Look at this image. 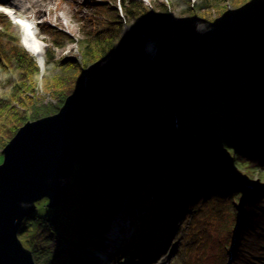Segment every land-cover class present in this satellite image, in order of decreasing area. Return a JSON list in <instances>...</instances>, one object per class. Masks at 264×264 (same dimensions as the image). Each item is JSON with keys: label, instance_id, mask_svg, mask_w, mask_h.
Instances as JSON below:
<instances>
[{"label": "trees", "instance_id": "trees-1", "mask_svg": "<svg viewBox=\"0 0 264 264\" xmlns=\"http://www.w3.org/2000/svg\"><path fill=\"white\" fill-rule=\"evenodd\" d=\"M198 2L197 8L205 9L208 6L206 2L213 1L198 0ZM167 3L170 5L185 4L181 0H167ZM122 8L126 14L135 13L139 19L143 17L142 10L146 12V8L140 5L124 4ZM236 12L237 10L235 15ZM108 18L111 21L106 31L86 33L83 44L84 52L88 57L98 52H106V54L114 52L118 46L129 44L131 37H142L152 30V26L149 24L146 26L145 22L140 21V30L132 34L127 31L130 27L124 20L115 16H108ZM237 18L241 22L234 25H229L227 20H223L220 35L229 37L242 35L240 26L244 20L239 16ZM261 22L255 19L251 21L252 24ZM9 26V22L5 23L0 31V38L6 39L4 31ZM218 28L221 29V27ZM164 33L167 38L161 44L167 43L170 50H176V46L187 43L189 45L207 38V35L192 33L186 35L181 32L175 34L170 30H164ZM199 36L201 37L196 39ZM69 38L70 42L74 41L72 37ZM7 39V41H13L15 37ZM161 49L163 50L164 47L161 46ZM4 54L5 50L1 44L0 59L3 57L7 59V55L4 56ZM23 58L27 60V63L22 68ZM29 60L32 61V58L24 50L23 52L17 50L12 55L9 64H3L0 67L1 72L3 75L7 72L6 77L10 78L11 73L17 74L24 70L27 72L28 69H32ZM62 64L63 61L55 59L52 64H49L48 71L56 72L69 68ZM34 66L35 71L31 70L29 73L38 75V68L35 64ZM19 73L16 79L20 76ZM82 83V78L71 77L67 80L64 76L56 86V89L61 88L64 91L59 96L60 105L65 97ZM254 83L257 84L252 79L221 75L204 88L193 90L186 98L173 95L171 99L164 101L160 117L147 129L132 137L118 135L115 140L96 151L85 163L79 165L77 171H74L58 206L49 208L44 205L23 220L18 237L32 251L35 263L55 264L57 257L63 255L69 259L71 264H77L74 237L85 230L84 224L87 225L86 230L93 232L91 222L87 223L85 218L87 216L91 218V215L96 219L100 218L104 208H98L100 205L97 200L100 199L106 203L104 196L113 191L119 193L118 200L132 193L133 186L147 168L143 169V165L151 159L154 164L149 170L153 171L152 168L158 170L161 179V183H157L154 187L166 192L173 203L178 202L181 205L187 203V198L190 199V193L181 185L180 176L172 173L173 169L185 174L196 173L204 179L214 181L201 183L203 185L207 183L206 189L194 193L207 192V195H204L206 198L203 199L202 206L195 213L194 226L193 224L192 226L195 227L202 222L205 215L201 213L214 216L205 224L203 223L202 233H198L197 230L193 231L201 234L198 235L195 244L196 252L200 253L199 264H264V195L249 192L248 198L242 200L240 207H237L234 213L227 212V207L226 210L224 207L219 208L221 204L226 205L239 198L240 194L235 193L237 189L241 190V194L242 190L246 191L244 185H247L250 179H246L244 175L258 172L259 176H264V111L256 114L252 106V99L256 96L260 98V103L264 104L261 102V99H264V86L259 85L261 88L257 89ZM20 85V83L15 84L11 88L12 95L16 96L15 91L18 95L22 92L19 89ZM32 87L31 84L30 88ZM24 93L26 91L20 96ZM28 94L31 93H26ZM0 98L4 102L0 107L1 120L9 114L11 97L4 94ZM57 109L58 107L51 108V114L56 113ZM42 111L44 112L43 109ZM42 117H44L42 114H38L32 119ZM12 120H18V118H11L9 121ZM24 123L19 119L14 122V125L12 123L9 131L2 132L0 129V148L6 145ZM189 141L196 143L214 157H220L226 150L231 155L232 172L226 173L221 168L197 162L183 143ZM187 156L188 160H186ZM236 168L237 171L233 173V169ZM115 175L117 177L119 175V180L120 177H124L123 187H120V183L114 178ZM230 181H235L236 185L233 184L231 187ZM170 192L176 196L170 195ZM197 218H200L198 223ZM216 224L222 225L223 233L221 234L220 231L214 236L212 231ZM50 234L58 236L61 239L60 243H63L62 246L69 245L70 248L66 249L63 246L62 251L57 247L60 246L59 244L55 247L51 246ZM232 244L235 248L231 251L232 258L229 260L225 253Z\"/></svg>", "mask_w": 264, "mask_h": 264}, {"label": "rangeland", "instance_id": "rangeland-1", "mask_svg": "<svg viewBox=\"0 0 264 264\" xmlns=\"http://www.w3.org/2000/svg\"><path fill=\"white\" fill-rule=\"evenodd\" d=\"M181 1L182 3H185L183 4L184 6L181 4L170 5L167 3V0H48L46 4L39 8V10L36 12H28L27 14L19 13V15L16 13L17 16L23 18L24 21H26H23V26H29V32H31L30 37L32 41H34V43L40 47L39 51L41 55L39 58L27 50L24 45V31L20 26L22 21H14L13 16H11V12H6V10L0 8V31L3 29L5 23L9 22L10 25L6 31H4V34H6V39L0 38V45L2 44V47L5 50L4 56L7 55V59L6 57L0 59V67H2L3 64L8 65L12 55L16 53L17 50L21 52L24 50L25 53H27L30 58H32V61L29 60V65L32 69H28L27 72H25V70L21 72L19 71L20 73H18L20 76L18 79H16L18 73H11L10 78L6 77L8 74L7 72H5L3 75L0 69V96L5 94L11 97L9 114L0 120L1 131H9L12 123L14 125V122L19 121V119L22 121V123H24L33 120V116H37L38 114H42L44 117H46L51 114V108H59V96L64 91H62L61 88H57V90L56 86L57 83L64 78V76L67 77V80L68 78L72 77L75 79L82 78L83 80L92 81L114 74L119 70L121 71L127 69L146 55L163 56L164 53L169 54L172 51L170 50V46L165 42L161 44L162 41L167 38L164 30H172V32L175 34L176 32H181L185 33L186 35L191 33L207 35V38H211L214 36H220V31L223 28L221 25L224 24L223 20H227L229 25L239 24L241 20L237 18L238 16L244 20L242 24L243 26H240L241 32H244L245 26H248L247 23H249L253 18H255V20H261V25L264 26V0H212L213 2L211 3L206 2L208 6L205 9L197 8L196 5L199 3L198 0ZM124 4L129 6L140 5L142 8H146V12L142 10V19H139L135 13L126 14L122 8V5ZM235 9L237 10L236 15ZM108 16H115L124 20V22L130 27L127 29V31L132 34L135 33V31L140 30V21L145 22L146 26L147 24L152 26V30L150 33L147 32L145 37H131L129 44L122 47L118 46L114 52L112 51L107 54L106 52H98L93 54V56L88 57L84 52L83 44L86 38V33L88 34L92 31H106L110 26L109 21H111ZM161 21L162 23H158ZM218 27H221V29ZM8 37H15V39L13 41H7ZM69 37H72L74 41L70 42ZM200 37L201 36L196 39H199ZM189 45L187 43L181 46H176L175 48L180 50ZM161 46L164 47L163 50L161 49ZM55 59L58 61H63L62 65L68 66L69 68L63 71L58 70L56 72L60 73L57 74L55 71H48L49 64H52ZM26 63L27 60L23 58L22 68ZM66 63L67 65H65ZM34 64L38 68V75H35V73H29L31 70L35 71ZM252 80L257 83H254L257 89L261 88L259 85L264 86L263 83L254 79ZM19 83L21 84L19 89L22 92L26 91V93H31L33 96L31 94L26 95V93L20 96L22 92L18 95L17 91H15L16 96L12 95L11 88H13L15 84ZM31 84L33 85L32 88H30ZM254 98L252 99V106L255 109L254 112L258 114L259 111H264V105L262 106L261 104L255 106ZM262 100L264 101V99ZM3 103L4 102L1 101L0 98V107L3 105ZM39 109H41V111ZM9 118H18V120L9 121ZM137 133L123 132L121 134L126 137H132ZM113 140H115V138ZM189 146L195 152L207 154L206 150L195 145L194 143H191ZM2 148H0V164L3 159L1 154ZM95 152L96 151L91 153L90 156H92V154ZM222 154L223 155L221 156L219 155L220 157H217L218 161H221V164L212 166L226 170V173H229L231 171L230 167L232 166L231 155L226 152V150L223 151ZM152 161L153 160L149 159L145 165H143V169L147 167L146 169H148V179L152 180V182L147 183L144 181H139V185H143L145 187L143 192H139L138 197L136 198L139 199V201L141 200V202H144L143 199H145V201L152 200V197L160 198L159 194L156 192H148L146 190L149 188L150 184L160 183L157 177L156 181L153 177L154 174L156 175L158 173V170H154V168H152L153 171L149 170L151 167H153L154 163ZM81 164L83 163H77L75 165L73 173L75 170H78V167ZM235 171H237V168L233 169V173ZM257 173L258 172L255 174L254 172L247 175L243 174L246 179H250L249 183L244 185L246 186V191L243 192L242 190L241 194V190L237 189L235 193L240 194L239 198L228 202L226 205L221 204L219 208L224 207L226 210L227 207V212L231 211L234 213L236 208L240 207L242 200L248 198V195L250 194L249 192H258L264 195V176H259ZM180 174L181 172L178 171L177 175L181 176ZM192 176L193 175H186V178L190 179ZM200 177L203 178L202 176ZM199 182L207 181H205L203 178L202 181ZM229 184L231 187L233 184L236 185L235 181H230ZM191 198L192 199H189V202L186 205L182 203L181 206H179L177 202L175 204L177 207L171 206L173 212L170 218V222H172L170 226L165 225V227L162 228L160 232L158 228H156L157 226H152V229L155 228L158 230L153 235V240L160 239L162 241V239L167 238V241L170 243V247L168 248L167 246V248L160 253L159 250H154V252L150 253L151 250L148 247H151V243L149 244L150 246L148 245V247L144 249L142 246V238H138V235H136L133 239L136 242L133 244L131 243L132 241L129 242L128 237L131 231L127 232V236L122 235V237L119 238V242L116 245L111 246V239L106 238L108 240H104L100 234L96 236L98 239L101 238L100 243H98L99 240L94 237L95 235L90 233V230H86V227L84 233L78 234L74 237V244H76L74 247L78 249L81 254L90 258L85 259L84 262L87 264H199L198 259L200 258V253L196 252L195 247V244L198 240V235L193 231L197 230L198 233H202L204 229L203 223L205 224L210 220V218H214V216H209L208 213H201V215H205L202 219V222L199 225L192 227L191 222L194 226L193 221L195 218V211L200 209L202 206L203 195H200L199 198L194 196H191ZM121 200V206H124L127 203V199L125 200V198H123ZM48 201L49 200L46 197L36 201L33 213L41 209V207L44 205L49 207L47 205ZM99 201L100 199H98L97 202ZM139 201L137 202V205H139ZM165 201L169 202V199L166 198ZM162 205L170 206L168 203H163ZM151 208V212H154L153 210L155 207L152 206ZM136 212L137 211L133 210L134 214L132 212L130 213L131 215L135 216ZM157 216H159L158 213ZM92 218L94 219L92 215L91 218L87 216L85 221L90 223L92 222ZM83 220L84 218L82 221ZM199 220L200 218H197L196 222H199ZM178 221L180 222L178 223ZM99 225L100 224H96V222L92 223V227L96 228L94 232H98L100 229ZM188 225H190L191 228L188 227ZM138 232L141 233L142 231ZM219 232L221 234L223 233V227L221 224H216L212 233L214 236H216L219 234ZM87 235L90 238H94V240L91 242L92 244L89 242L90 239L87 240ZM50 237L52 239V243L50 245L55 247L59 244L60 246H57L59 247L58 249L63 251L62 247L64 245L62 246L63 243H60L61 239L58 236H54L52 234H50ZM113 237L114 234H112V238ZM161 241L160 243H162ZM20 242L24 248L30 250L24 245V243H22L21 240ZM173 245L177 250L169 259L168 256L170 255V249ZM68 248H70L69 245ZM234 248L235 246L232 244L231 247L226 250L225 255L229 257V260L232 258L231 251ZM103 251L107 252L106 256L100 258ZM151 255L156 256L152 258ZM227 257L226 261L228 260ZM102 259H104V262H102ZM55 264H71V262L66 256L59 255L55 260Z\"/></svg>", "mask_w": 264, "mask_h": 264}, {"label": "water", "instance_id": "water-1", "mask_svg": "<svg viewBox=\"0 0 264 264\" xmlns=\"http://www.w3.org/2000/svg\"><path fill=\"white\" fill-rule=\"evenodd\" d=\"M251 21L238 37L206 38L163 56L146 55L114 74L83 80L56 113L20 126L1 150L0 264H35L18 238L35 202L46 197L49 207L57 206L77 163H85L123 132L147 129L158 120L165 100L185 98L220 75L264 84V26ZM259 99L255 106L262 104ZM183 143L199 163L221 164L207 151L192 150L194 142Z\"/></svg>", "mask_w": 264, "mask_h": 264}, {"label": "bare ground", "instance_id": "bare-ground-1", "mask_svg": "<svg viewBox=\"0 0 264 264\" xmlns=\"http://www.w3.org/2000/svg\"><path fill=\"white\" fill-rule=\"evenodd\" d=\"M19 1V3H15V4H13L12 6L16 9V13L18 14V12L17 11H20V12H22V13H24V14H27L29 11H31L30 9V7L29 8H26V7H21L19 4H20V2L21 1H23V0H18ZM25 1H27V0H25ZM29 1H32V0H29ZM36 1V0H35ZM37 2V1H36ZM47 2V1H46ZM39 6H43V5H40V4H38ZM32 6L33 7H35L36 6V4H32ZM27 10H29V11H27ZM13 13V12H12ZM16 13H14L13 15H14V19L15 20H20V21H22V23L20 24V26L22 27V29H23V31H24V34H23V39H24V45H25V47L27 48V50H29L30 52H32L34 55H36L38 58L40 57V55H41V53H40V47H38V45H36V43H34V41H32V39H31V37H30V34H31V32H29L30 31V28H29V26L28 27H25V26H23V21L24 20H22V19H18L17 17V15H16ZM24 22H26V21H24ZM40 60V59H39ZM257 97V96H256ZM254 98V101H256L257 99H259V98ZM256 99V100H255ZM261 101H263L262 99H261ZM264 102V101H263ZM52 115V114H51ZM111 142V141H110ZM98 150H100V149H98ZM93 155V154H92ZM183 158H185V157H183ZM189 159V157L187 156L186 157V160H188ZM172 173H177L176 172V170L175 169H173L172 170ZM181 176L180 177H182L183 176V174L181 173L180 174ZM153 177H156V175L154 174V176ZM210 177L212 178V176L210 175ZM114 178L115 179H117V181L119 182V175H118V177H117V175H115L114 176ZM198 178V179H197ZM181 179H183V181H185V182H192V181H196V183L197 182H199V181H202V179L203 178H201L200 176H195V175H193L192 176V179H186V178H184V177H182ZM205 181H207L208 183L209 182H214L212 179H204ZM226 182V181H225ZM111 196L113 195L114 197H115V199L114 198H111L110 199V201L107 203V206L105 207V211L104 212H108V217L110 218V217H114L115 215L117 216V214H118V208L122 205V203H121V199H120V201L118 200V197H120L119 196V193H116L115 191H113V192H111V194H110ZM98 201V200H97ZM143 201L144 202H141V204H144L145 203V199H143ZM161 201H164L163 200V198L161 197V199H160V202ZM158 204L156 203V205H152V206H157ZM121 208V210H122V206L120 207ZM132 208V207H131ZM99 209H100V207H99ZM98 209V210H99ZM101 214H103L102 212H101ZM134 214V213H133ZM120 219L122 218V217H119ZM132 218H136V217H134V215H131V219ZM115 219V218H114ZM114 219H112V220H114ZM132 220H134V219H132ZM92 221V220H91ZM92 223H93V221L91 222V225H92ZM118 225H119V223H118ZM83 233L85 232V230H83L82 231ZM91 233V232H90ZM92 235H93V233H91ZM108 234H110V231L109 230H107V231H105V234L104 235H108ZM88 236V235H87ZM110 236V235H109ZM151 236V235H150ZM150 236H148L147 238H146V240L145 241H151L152 242V237H150ZM108 238V237H107ZM151 238V240H148V239H150ZM90 239V243L94 240V238H90L89 236H88V239L87 240H89ZM109 239V238H108ZM108 239H106V238H104V240H108ZM92 244V243H91ZM149 245V244H148ZM148 245H147V247H148ZM150 246V245H149ZM146 247V248H147ZM149 249H150V247H148ZM158 250H161V249H158ZM154 252V251H153ZM106 253L107 252H105V251H103L102 252V258L104 257V256H106ZM150 253H152L151 251H150ZM160 253V252H159ZM154 255V254H153ZM152 256V255H151ZM155 256H152V258H154ZM100 262H101V260H100ZM102 262H104V259H102Z\"/></svg>", "mask_w": 264, "mask_h": 264}, {"label": "clouds", "instance_id": "clouds-1", "mask_svg": "<svg viewBox=\"0 0 264 264\" xmlns=\"http://www.w3.org/2000/svg\"><path fill=\"white\" fill-rule=\"evenodd\" d=\"M99 204V202H97Z\"/></svg>", "mask_w": 264, "mask_h": 264}]
</instances>
